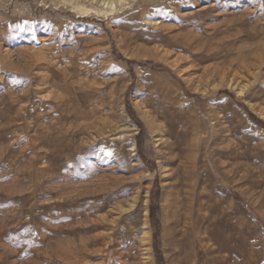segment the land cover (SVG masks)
<instances>
[{
  "label": "rangeland",
  "instance_id": "rangeland-1",
  "mask_svg": "<svg viewBox=\"0 0 264 264\" xmlns=\"http://www.w3.org/2000/svg\"><path fill=\"white\" fill-rule=\"evenodd\" d=\"M102 1L0 0V264H264V0Z\"/></svg>",
  "mask_w": 264,
  "mask_h": 264
},
{
  "label": "bare ground",
  "instance_id": "bare-ground-1",
  "mask_svg": "<svg viewBox=\"0 0 264 264\" xmlns=\"http://www.w3.org/2000/svg\"><path fill=\"white\" fill-rule=\"evenodd\" d=\"M102 2V4L106 5V7H108L110 11H115L117 9V5L123 6V3H125L126 0H103ZM145 236H147L148 238V233H146Z\"/></svg>",
  "mask_w": 264,
  "mask_h": 264
},
{
  "label": "trees",
  "instance_id": "trees-1",
  "mask_svg": "<svg viewBox=\"0 0 264 264\" xmlns=\"http://www.w3.org/2000/svg\"><path fill=\"white\" fill-rule=\"evenodd\" d=\"M155 256H156V259L158 261V264H161V262H162L161 256L157 250H155Z\"/></svg>",
  "mask_w": 264,
  "mask_h": 264
}]
</instances>
